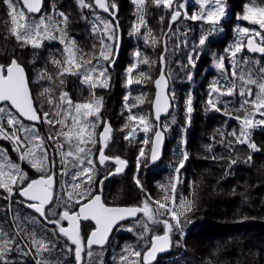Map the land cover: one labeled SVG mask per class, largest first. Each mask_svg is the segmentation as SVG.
<instances>
[{
  "label": "trees",
  "instance_id": "trees-1",
  "mask_svg": "<svg viewBox=\"0 0 264 264\" xmlns=\"http://www.w3.org/2000/svg\"><path fill=\"white\" fill-rule=\"evenodd\" d=\"M46 1L47 22L57 39L45 40L40 49H32L31 47L21 49L14 38H3L7 35L10 20L7 16L6 5L0 0V63H4L6 57L19 56L22 65H27L26 73L30 77L34 105L43 111L50 113L57 111V108L53 104H49L48 100L51 98L58 104L61 92H67L73 103L102 98L99 117H90L89 120L95 121V123L101 120L102 125L106 120L110 122L112 136L106 148V155L119 156L126 160L128 169L121 175H112L104 179L107 172L114 170L115 167L110 162H107L106 166H99L97 163L96 182L90 185L92 192L102 194L103 201L110 206H136L145 199L144 193H141L135 184L138 171L134 172L132 166L139 156L141 148L149 156L151 143L143 144L145 137L139 131L135 142L124 139L126 133L131 130L132 124L137 122H131L128 129L121 131L127 122L128 115L123 97L131 92L129 103H132L136 97L143 94L145 102L133 108L132 111L137 115H146L153 122L151 114L154 96L153 82L163 67V72L170 83V93L174 92L176 97L173 101V111L168 118L162 121V126L165 123L171 125L165 134L168 142L163 160L159 165L148 168V164L144 166L142 161L139 166V178L153 200H162L165 194L170 191L169 180L174 174L180 150L185 149L189 159L181 170L184 183L177 186L176 202L178 204L180 198L183 197V199L191 201L192 207L190 211L186 212V215L181 216V219L187 223L183 225L185 234L180 246H175V240L179 233H174L172 236L174 246L171 247L170 254L160 260L162 261L160 264H206L209 259H211V264H264V125L250 130L251 140L261 148L260 152L252 154V164L237 163L232 166L230 174H226L227 159H212V157L228 156L225 145L220 143V133H224L226 139H233L227 134L234 129L239 134L240 121L233 116L224 115L222 111L216 112L205 109L209 84L214 80H219L222 84L225 83L221 71L214 65L212 54L215 53L216 58L221 55L225 56V68L230 73L231 63L224 49L234 47L236 43L243 41L238 27L233 23L231 27H227L229 19L221 18L218 25L221 30L214 31L208 37L194 69L182 67L183 64L187 63V53L190 48L181 46L179 50H176L174 41L168 40L169 51L166 53V61L162 64L160 55L163 51L162 41L165 39L163 33L167 31L170 20L169 14L163 9L156 8L153 4H146L144 13L147 28L141 27L138 35H129L132 31L133 22L137 20V6L132 3V0H115L119 9L116 19L120 24L118 30V39L120 38L121 44L119 62L114 68L109 69L110 86L92 89L87 84L82 83L80 75L65 74L60 77L58 75L59 69L52 62L53 60L63 61L66 56L65 45L59 43L60 34L56 31L60 18L53 12L54 5L56 12L63 11L68 15L69 20L65 32L66 43L68 40L75 41L76 62L84 65L79 69L73 66V70L84 72L96 64L99 57L100 41L96 32L89 30L87 10L80 5L78 0ZM90 1L92 2V0ZM161 15L165 17L163 22L160 21ZM103 16L108 22H112L113 19L109 20L107 16ZM198 22L181 19L178 23L172 24V29L177 32L179 39H183L180 37V33L186 32L188 44L192 45L193 42L198 43L202 32L212 28L211 24ZM149 30H151V35H149ZM145 37L148 38V43L145 42ZM153 39L157 41L155 44L151 42ZM137 49L141 53V58H147L150 63L138 64L133 76L138 77L139 73L143 72L145 74L144 79L141 84H134L129 89L125 87V72L129 64L137 62L135 57ZM239 55L240 53L236 57L241 62L238 71H244L246 74L251 72L254 78H258L256 74L260 67H264V59L253 60L243 52L241 57ZM81 56L85 58L83 61L80 59ZM89 59L92 60L91 65L87 64ZM245 59L248 61L247 64L243 63ZM44 68H47L48 74L53 76L52 80L38 81V74ZM189 70L193 73L191 80L187 79L186 76ZM261 75L264 76V74ZM61 79L64 81L63 84H60ZM237 85H239V81H237ZM251 87L253 94L259 92L255 85ZM45 88H48L49 91L41 95ZM189 93L193 96L194 111L191 114V123L185 125L184 100ZM221 99L229 102V108L233 111V115L243 117L245 114L243 110L234 111L240 108L243 102L238 87L236 94L224 96ZM220 107L223 108L224 105L221 104ZM60 111L68 115V126L62 124L50 126L47 123L34 126L38 135L45 138L48 155H54L56 163L53 171L56 173L55 193L57 195L61 194L60 185L67 187V184L73 181L72 174L79 170L84 159L76 151L78 142L75 133L77 130L71 129V117L75 114L74 109L69 110L65 105ZM173 117L176 120L175 124H171ZM261 118L259 113L254 114V120ZM70 129L73 134L66 137L63 133L69 132ZM147 135L151 137L153 133L150 132ZM49 136L54 137V140L48 141L47 137ZM20 137L25 139L23 131H21ZM92 139L99 141L98 131L95 132ZM182 140H185L186 144H182ZM25 141L33 144L31 140L25 139ZM35 144H39V141H36ZM79 146L84 147L82 144ZM11 147L7 140L0 139V151L9 152L10 158L18 164L19 157ZM235 147L241 151L233 150L231 153L233 158L239 157L243 160L250 151L246 145H236ZM87 148L90 149L89 152L93 151V154H89L88 158L96 159L99 142L89 143ZM60 150L66 154L72 153V161L70 162L72 169L66 171L67 174L64 176L58 174L60 169L58 164L61 159ZM38 151L42 157V149L40 148ZM6 159L10 160L7 154H5L3 164H5ZM45 166L46 171L48 161H45ZM20 167L28 173L31 179L39 178L45 174L37 173L35 168H32L26 161H23ZM101 180L103 181L102 185L99 183ZM87 184L88 182H86ZM6 195L4 190L0 189V196ZM19 200L21 198L15 192L11 201L0 199V229L15 235L17 232L16 223H20L24 228V233L17 239L22 247L27 246L25 251L31 249L32 253L25 256L20 252L13 251L11 253L13 264H36L37 259L41 260L42 264H76L74 252L67 251L68 247L72 246L58 234V231L57 235H53L56 225L48 224L32 210L18 204L17 201ZM57 210L62 211V209ZM77 210L78 206L74 207L73 211ZM33 217L35 219H32ZM156 218L166 219L168 217H160L156 213ZM133 225H135L134 230L129 231V227ZM145 225L149 229L147 232H145ZM62 226H64L63 222ZM90 229V224L82 225L81 235L84 239L87 238ZM163 232V224L152 223L148 217L144 216L122 224L103 249H93L92 264H122L119 257L126 246L132 250L141 251L143 254V250L150 246L152 236L161 235ZM140 233H143V238L139 235ZM33 235L37 239L55 241L56 247L51 252L42 251L40 255L36 256ZM5 238L0 237V244ZM84 259L85 261L89 260L86 253ZM128 259L135 261L138 258L130 256Z\"/></svg>",
  "mask_w": 264,
  "mask_h": 264
},
{
  "label": "snow or ice",
  "instance_id": "snow-or-ice-1",
  "mask_svg": "<svg viewBox=\"0 0 264 264\" xmlns=\"http://www.w3.org/2000/svg\"><path fill=\"white\" fill-rule=\"evenodd\" d=\"M82 7L93 8L98 7L104 12L109 13L113 17L112 22L104 21V30L106 39H101V49L99 51V57L97 62L91 69H87L84 72H77L73 70V66L76 69L84 67L83 63H77L74 55L75 41L68 40L66 43L65 32L69 17L63 12L55 11L53 5V12L58 16L59 24L56 27V31L59 32V43L65 45L64 52L66 53L65 59L53 60L52 62L59 69L58 75L63 77L65 74L80 75L82 77V83L87 84L90 88L96 87L107 88L110 86L111 76L109 68L115 64V56L117 55V47H113L118 41V30L120 24L116 19L118 12V6L115 0H95V4L91 2L85 3V0H78ZM200 4L201 11L199 13L193 12L188 14L187 5L189 0H132V3L137 6V20L132 24V31L129 35L140 34L141 27L147 28V21L145 19L144 9L146 4H153L158 9L165 10L170 20L167 26V31L163 33L165 39L162 41L163 51L160 55V62L163 64L166 61V53L168 49V40H173L176 50H179L181 46L190 48L187 53V63L182 67L188 69H194L196 63L201 55V51L204 48L208 37L213 34L214 31H220L218 27L221 18L226 15L225 0H208L211 4V8L205 11V4L201 0H196ZM2 3L6 5L7 16L9 17L10 24L8 25L7 35L3 37L8 39L12 37L17 42L19 48L23 49L31 47L32 49H40L43 47L45 40H56L57 36L50 30L48 21V15L42 12L43 0H2ZM37 14L39 19L36 18ZM183 16L186 20L193 22L202 20L205 23L211 24L212 28L206 32H202L197 42H193L192 45L188 44L187 33H180V37L177 38V32L173 31L172 24L176 23ZM242 20L251 22L252 24H258L264 29V6L256 5L255 0H251L250 3L244 5L243 15L239 17ZM165 17L160 16V21L163 22ZM95 31V27L93 28ZM238 31L244 34L253 32L248 37L247 45L242 42H238L234 47H226L224 52L228 55L231 63V72L225 68L224 60L225 56L221 55L216 58V54L213 53L214 65L221 71V75L225 83H220L219 80H214L208 86L207 99L205 101V109L213 110L216 112H223L226 116H233V118L240 121L239 134L234 129L228 136L233 139H226L224 133H220V143L224 144L227 151V157H216L212 159H227V172L230 174L231 168L237 163L252 164L253 153L260 152L261 148L251 140L250 130L264 125V67H260L254 78L251 72L247 74L244 71H238L240 68V61L236 59L237 54L242 52L245 47L250 52L264 53V35L259 32H254L248 28L238 29ZM151 35V30H149ZM260 36L259 44L255 41V37ZM112 41V43H108ZM145 42L148 43V38L145 37ZM155 44L157 41L153 39L151 41ZM137 58L136 63L129 64L125 72V87L131 88L134 84H141L144 79V73H139V76H133L134 70L138 67L139 63L149 64L150 61L147 58H141V53L137 49L135 52ZM83 61L85 58L81 56ZM102 61V62H101ZM243 63L247 64L245 59ZM87 64L91 65L92 60H87ZM27 65H22L19 61L18 55L6 57L4 63H0V103L3 104L0 107V139L11 140L13 142V150L20 153V160L27 161L32 168L37 171L45 173L39 178L31 179L27 172H25L19 164L13 163L11 160H7L5 164L0 165V189H3L7 194L6 196H0V199H6L11 201L14 196V192L18 193L19 197L23 198L17 201L18 204L23 207L32 210V212L39 214V217L43 218L48 224L56 225V229L53 230V235L58 234L67 238V241L75 248L68 247V252H74L75 260L77 264H92L91 258L93 257V246L97 245L101 248L108 241L109 235L113 230V227L117 225L119 221H123L129 217H136L137 214L143 213L148 217L152 223H160L164 226L163 235H154L150 240V246L141 251L132 250L130 247H125L121 256L119 257L122 264H151L156 259L158 253L169 250L174 246L172 236L174 233H179L175 240V246L179 247L181 240L184 236V221L181 219L182 215H186L187 211L191 210L192 203L180 198L177 204V186L184 183L181 170L185 167V162L189 159L188 153L185 149L180 150L179 160L174 168V174L170 177V191L165 194L162 200H153L151 195L148 194L147 189L144 187L142 180L139 178V166L142 161L144 166H147L148 162H155L159 159V154L162 149L163 140L166 132L170 128V124L165 123L163 126H156L152 121L144 114H135L132 109L143 104V94L136 97L132 103H129L131 98V92L123 97L125 109L128 112L127 122L124 124L121 131L128 129L131 122H137L132 124L131 130L124 136L125 140L131 142L138 134V131L145 133V139L143 144L147 145L151 143L150 157L145 153L144 149H140L139 156L137 157L138 172L135 177V184L141 193H144L145 199L136 206L131 207H109L101 199V195L94 194L91 190V183L96 182L95 177L97 173L96 165L106 166V163L110 160L114 161L117 167L114 170H109L104 177L119 174L126 166V160L121 159L119 156L106 155L104 149L107 147L109 140L112 136L111 124L105 122L103 133L99 136V141L92 139L94 133V122L90 121V117H99L100 109L102 107V98L90 100L88 102L73 103L72 98L67 92H61L59 95V103L57 104L51 98L48 103L53 104L57 108L55 112H47L42 109L34 107V97L30 89V77L26 73ZM187 79L193 78V73L189 70L186 73ZM39 80H52L53 76L48 74V69L44 68L38 74ZM239 81V85H237ZM63 79L60 80V84H63ZM255 85L259 92L253 94L251 86ZM155 86L157 88V95L154 101L155 107V121L160 120L162 111H166L172 107L169 101H175V93H168L167 91V79L166 75L161 70L159 78L155 80ZM237 87L239 88V95L243 102L240 108L235 109V112L244 111L243 117L239 115H233V111L229 108V102L222 100L224 96H233L236 94ZM49 91L48 88L44 89L41 95H44ZM163 101V102H162ZM224 107L221 108L220 105ZM67 106V109L73 110L75 115L71 117L72 124L71 129H76L75 138L78 142L77 153L81 154L84 159L77 172H74L73 181L70 184L60 185V195L55 193L56 181L54 179L56 173L53 171L55 166L54 155L49 156L47 152V146L45 138L40 137L35 130L34 126L26 127L20 118H24L27 121H37L40 123H47L50 126L55 124H62L68 126V115L60 111L61 108ZM13 109L15 111H13ZM185 111V125L191 123V114L194 111L193 108V96L191 93L187 95L184 100ZM259 113V120H254V114ZM18 114V115H17ZM7 116L6 126L2 122V117ZM176 120L173 117L171 124H175ZM7 128L12 131L9 133ZM93 129L89 131V129ZM63 133L66 137H70L73 133ZM23 131L25 133V139L31 140L36 147L42 149V159L36 160L35 155L31 148L25 151L26 143L25 139H22L17 133ZM153 133L149 137L148 133ZM48 141L54 140V137H47ZM39 141L36 145L35 142ZM101 143V148L98 150V160L88 158L90 149L87 148L89 143ZM84 145L80 147L79 145ZM182 144H186L185 140H182ZM236 145H246L250 150L246 157L241 160L239 157L233 158L231 153L236 149ZM62 148V145L60 146ZM55 151V150H54ZM67 155H72L68 152ZM45 161H48L47 170L45 171ZM63 163V160L61 161ZM66 175L67 173H63ZM79 181V182H77ZM86 182L88 184L86 185ZM102 185L103 181H99ZM235 191V190H234ZM66 197V198H65ZM78 206V211H73L74 207ZM155 206V207H153ZM57 209H62L58 211ZM163 210V211H160ZM156 213L160 217H168L166 219H157ZM179 213V214H178ZM32 219H35L34 217ZM94 221L95 227L91 230L85 241L81 235V221ZM67 221L68 226L63 227L62 222ZM17 232L15 235L5 232L0 229V237H6L3 239V243L0 244V264H13L11 253L13 251L20 252L27 256L32 254L31 249L25 251V247H22L17 239L24 233V228L20 223H16ZM135 225L129 227V231H133ZM149 231L147 225H145V232ZM143 238V233L139 234ZM33 246L36 248L35 255L38 256L43 252H51L56 247L55 241L49 239L47 241L43 239H37L33 235ZM89 258L85 261L84 254ZM130 256H135L138 259L135 261H129ZM36 264H42V261L37 259ZM206 264H211L209 259Z\"/></svg>",
  "mask_w": 264,
  "mask_h": 264
},
{
  "label": "rangeland",
  "instance_id": "rangeland-1",
  "mask_svg": "<svg viewBox=\"0 0 264 264\" xmlns=\"http://www.w3.org/2000/svg\"><path fill=\"white\" fill-rule=\"evenodd\" d=\"M89 2H91L90 0H85V3H89ZM106 2H110V0H108V1H106ZM201 2L202 3H204L205 4V11H207L209 8H211V5L209 4V2H208V0H201ZM92 4H94L93 3V0H92V2H91ZM115 3H116V1H115ZM188 6H190V10H189V13H193V12H197V13H199L200 11H201V9H200V4L199 3H197L196 2V0H189V3H188ZM85 9L87 10V13H88V20H89V23H88V27H89V30L90 31H93V28L95 27V31H93V32H96V36L98 37V39H99V41H101V39H106V36H105V30H104V24H103V22L104 21H107L106 20V18L102 15V14H100L99 13V11L97 10V8L96 7H93V8H87V7H85ZM229 9H231L232 10V13L230 12V10ZM227 10V11H226ZM225 12H226V15L223 17V18H225V20H228L229 19V22L227 23V27H231L232 26V17L234 16L233 15V13L235 14V12H236V5L234 4V2L233 3H230V4H227L226 3V8H225ZM37 19H39V17H36ZM199 22L198 23H200V24H205V22L204 21H202V20H198ZM243 29V28H242ZM241 32V31H240ZM241 33H243V32H241ZM244 35H246V34H244ZM247 35H250V33L249 34H247ZM108 43H112V41H108ZM113 47H117V45L116 44H113ZM100 49H101V44H100V46H99V51H100ZM102 62V61H101ZM30 84H31V81H30ZM83 84H85V83H83ZM75 115V114H74ZM73 115V116H74ZM7 118V116L4 118V119H6ZM3 119V118H2ZM94 122V133L95 132H97L98 131V139H99V135H100V132H101V129H102V122H101V120H99V122H97V123H95V121H93ZM105 123V122H104ZM25 126L26 127H30L31 125H29V124H25ZM161 126H162V123H161ZM97 127V128H96ZM101 127V128H100ZM36 130V129H35ZM93 129H89V131H92ZM139 133H142L143 134V137H145V133H143L142 131H139ZM19 136H20V134H21V131H19L18 133H17ZM166 139H167V142H168V138H167V136H166ZM1 140H5V139H1ZM111 140V139H110ZM109 140V141H110ZM8 141V140H7ZM134 142L136 141V138L133 140ZM25 143H26V147H25V151H28V149L29 148H31L32 149V151H33V153H34V155H35V159L36 160H40V159H42V157L40 156V154H39V149H40V147H36V146H34V144H32V143H29V142H26L25 141ZM10 144V143H9ZM12 147V149H13V145L12 144H10ZM36 145H38V144H36ZM167 146V145H166ZM107 148V147H106ZM14 151V150H13ZM17 155H18V157H19V161H18V164L19 165H22L23 164V161L22 160H20V153H18V152H16V151H14ZM5 154H7L8 155V157H9V159L13 162V160L10 158V153L9 152H6V151H0V165H2L3 164V162L5 161ZM60 163L58 164V166H59V170H58V174L59 175H61V176H64V174L63 173H65L66 171H70L71 169H72V166H71V164H70V162L72 161V158H71V155H67L64 151H62V150H60ZM89 154H93V151H91V152H89ZM106 154V153H105ZM97 155H98V152H97ZM63 160V163L61 162ZM96 160H97V156H96ZM14 163V162H13ZM26 163H28L27 161H26ZM29 164V163H28ZM132 168H133V171L134 172H137L138 171V167H137V159L134 161V163H133V166H132ZM128 169V168H127ZM36 170V169H35ZM127 171V170H126ZM125 171V172H126ZM36 172L37 173H41V172H39V171H37L36 170ZM170 251H171V248H170ZM170 251H169V253L166 255V256H168L169 254H170ZM165 256V257H166ZM164 257H162V258H160L158 261H157V263L161 260V259H163ZM167 260V259H166ZM162 261H160L158 264H160ZM156 263V264H157Z\"/></svg>",
  "mask_w": 264,
  "mask_h": 264
},
{
  "label": "water",
  "instance_id": "water-1",
  "mask_svg": "<svg viewBox=\"0 0 264 264\" xmlns=\"http://www.w3.org/2000/svg\"><path fill=\"white\" fill-rule=\"evenodd\" d=\"M94 4H95V0H94ZM96 8L98 9V11H99L101 14H104V15H108V14H109V13H107V12H104L102 9H100V8H98V7H96ZM45 10H46V3H45V0H43V8H42V12H44ZM38 16H39V15L37 14L36 17H38ZM111 18H113V17L111 16ZM179 20H180V19H179ZM179 20H178V21H179ZM178 21H177V22H178ZM177 22H176V23H177ZM176 23H174V24H176ZM247 41H248V38H247L246 41H245V45H247ZM255 41H256V39H255ZM117 45H118V47H117V55L115 56V64H114V66L118 63L119 58H120V52H121L120 38L118 39V43H117ZM262 46H263V45H262ZM245 51H246V53H248L249 55H257V56H259L260 59H264V53H259V52H255V53H253V52H250V51L248 50L247 47H245ZM114 66H112V67L109 68V69L114 68ZM161 69L163 70V67H162ZM163 73H164V72H163ZM160 74H161V73H160ZM160 74H159V75H160ZM159 75L155 78V80L159 78ZM166 79H167V91H168V93L170 94V83H169V80H168L167 77H166ZM155 80H154V82H153L154 96H153V101H152V106H151V114H152L153 123H154L156 126H161L162 121L165 120L166 118H168L169 115L171 114V112L173 111V102H172V101H169V102L172 104V107L168 108L166 111H162V113H161V115H160V120H159L158 122L155 121V107H154V101H155V97H156V95H157V88H156V86H155ZM162 102H163V101H162ZM2 105H3V104L0 103V107H1ZM34 107H35V105H34ZM13 111H15V110L13 109ZM17 115H18V114H17ZM20 119L23 121L24 124H29V125H32V126H38V125L40 124V122H37V121H27V120L24 119V118H20ZM105 122H107V123L110 124V122H109L108 120H106ZM111 127H112V126H111ZM103 130H104V124H103V126H102V129H101L100 134L103 133ZM99 136H100V135H99ZM166 145H167V139H166V135H165V136H164V140H163L162 149H161V152H160V154H159V159H157L154 163L149 161V162H148V168H152V167H154V166H157V165H159V164L162 162L163 157H164V152H165ZM101 146H102L101 143H99V149L101 148ZM150 149H151V145H150ZM104 151H105V153H106V148L104 149ZM150 155H151V153H149V157H150ZM97 160H98V155H97ZM108 162L112 163V164L115 166V168L117 167V165H115L114 161L110 160V161H108ZM98 165H99V164H98ZM99 166H100V165H99ZM127 168H128V163H126V166L124 167L123 171L120 172L119 174H116V175H121V174H123V173L127 170ZM99 195H101V199L103 200V196H102V194H99ZM20 198H21V197H20ZM21 199H23V198H21ZM107 206H109V207H131V206H114V205H111V206H110V205H107ZM77 211H78V210H77ZM35 214H36V213H35ZM37 215L39 216V214H37ZM140 216L147 217V216H145L143 213H139V214H137L136 217H129V218H126V219L123 220V221H119V222L117 223V225H115V226L113 227V230H112V232H111L110 235H109V239H108V241L103 245V247L101 248L100 246L94 245L93 248H94V249H103V248L108 244V242H109V240L111 239L112 235L114 234L115 230H116L120 225L125 224V223H129V222H131V221H133V220H136V219H138ZM40 218H41V217H40ZM41 219H43V218H41ZM63 222L65 223V225H66V227H67V226H68L67 221H63ZM85 223H90V224L93 226V228L95 227V222H94V221H91V220H89V221H81V225H82V224H85ZM161 235H163V234H161ZM64 238H65V237H64ZM65 239L67 240V238H65ZM86 239H87V238H86ZM68 243L70 244L69 241H68ZM70 245H71V244H70ZM71 246H72L73 248H75L74 245H71ZM169 251H170V249L158 253L157 256H156V259H155L154 261H152L151 264H156L157 261H158L160 258L165 257V256L169 253ZM76 264H77V262H76Z\"/></svg>",
  "mask_w": 264,
  "mask_h": 264
},
{
  "label": "flooded vegetation",
  "instance_id": "flooded-vegetation-1",
  "mask_svg": "<svg viewBox=\"0 0 264 264\" xmlns=\"http://www.w3.org/2000/svg\"><path fill=\"white\" fill-rule=\"evenodd\" d=\"M225 2L227 3V4H230V3H233L234 2V4L236 5V12H235V14L233 13V17H232V23L233 24H235L237 27H238V29H242V28H248V29H250V30H254V32H259V33H261V35H264V29H262L258 24H252L251 22H249V21H246V20H242V19H240L239 17L240 16H242L243 15V9H244V5L245 4H248V3H250L251 2V0H225ZM45 3H46V8H47V1L45 0ZM210 4V3H209ZM255 4L256 5H260V6H264V0H255ZM211 5V4H210ZM187 10H188V14L189 15H191V13H189V10H190V6H188L187 5ZM230 10V12L232 13V10L231 9H229ZM108 19L109 20H112L111 19V17L109 16L108 17ZM180 19H184L183 18V16L180 18ZM184 20H186V19H184ZM240 34H241V36H242V43L243 44H245V41H246V39L249 37V36H251L252 34H253V32H250V35H244V33H241L240 32ZM255 39H256V42L259 44V41H260V36H256L255 37ZM264 46V45H263ZM247 57H249V58H252L253 60H257V59H260L259 58V56H257V55H249L248 53H246V51H245V48L243 49V51H242ZM242 52H240V55H239V57H241V53ZM30 87H31V85H30ZM31 89V88H30ZM115 167V166H114ZM54 179H55V177H54ZM86 224V223H85ZM88 224H90V223H88ZM63 227H66V225H65V223L63 222ZM83 225V224H82ZM82 225H81V227H82ZM91 225V224H90ZM121 226V225H120ZM119 226V227H120ZM118 227V228H119ZM117 228V229H118ZM93 229V226L91 225V229H90V232H91V230ZM116 229V230H117ZM115 230V231H116ZM90 232H89V234H90ZM88 234V235H89ZM85 241H86V239H85ZM71 246V245H70ZM74 249V248H73ZM94 249V248H93Z\"/></svg>",
  "mask_w": 264,
  "mask_h": 264
},
{
  "label": "built area",
  "instance_id": "built-area-1",
  "mask_svg": "<svg viewBox=\"0 0 264 264\" xmlns=\"http://www.w3.org/2000/svg\"><path fill=\"white\" fill-rule=\"evenodd\" d=\"M6 121H7V119L4 121L5 126H6ZM6 130H7L9 133L12 131L10 128H7V127H6ZM9 141H10L11 144L13 145V142H12L11 140H9Z\"/></svg>",
  "mask_w": 264,
  "mask_h": 264
}]
</instances>
